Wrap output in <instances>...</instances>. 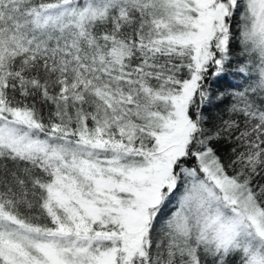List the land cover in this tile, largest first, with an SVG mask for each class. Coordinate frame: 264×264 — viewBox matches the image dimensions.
<instances>
[{
	"label": "snow or ice",
	"instance_id": "obj_1",
	"mask_svg": "<svg viewBox=\"0 0 264 264\" xmlns=\"http://www.w3.org/2000/svg\"><path fill=\"white\" fill-rule=\"evenodd\" d=\"M0 264H264V0H0Z\"/></svg>",
	"mask_w": 264,
	"mask_h": 264
},
{
	"label": "trees",
	"instance_id": "obj_2",
	"mask_svg": "<svg viewBox=\"0 0 264 264\" xmlns=\"http://www.w3.org/2000/svg\"><path fill=\"white\" fill-rule=\"evenodd\" d=\"M232 71H235V66L233 67ZM238 83H243V81L239 77L229 75L224 80H221L218 83H214L212 87H213V90L215 91H224L228 89L231 84H238ZM174 210H175L174 206L170 205L169 211H174Z\"/></svg>",
	"mask_w": 264,
	"mask_h": 264
}]
</instances>
